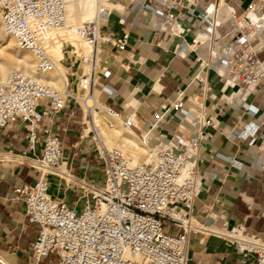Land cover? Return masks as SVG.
Returning <instances> with one entry per match:
<instances>
[{"label":"built area","instance_id":"2783aa9c","mask_svg":"<svg viewBox=\"0 0 264 264\" xmlns=\"http://www.w3.org/2000/svg\"><path fill=\"white\" fill-rule=\"evenodd\" d=\"M116 1L128 3L127 9L134 15L141 11L153 14L158 23L156 36L167 30L179 33V17L200 18L204 24L190 46L196 50L210 40V60L201 63L200 72L215 70L223 88L232 89L231 95L241 93L243 98L241 115L230 129L229 138L264 143V112L247 101L264 81V58L260 57L264 51V0H250L241 14L229 5L223 13L216 8L217 0L205 7L199 5L200 0ZM113 8L111 0L100 1L96 16L74 26L67 15L66 0H0L5 34L36 60L34 76L17 69L0 76V130L24 126L28 150L23 156L32 161L39 174L33 184L15 187L11 197L23 202L30 222L39 224L38 235L28 250L30 264H41L50 254L56 255L57 264H189V243L197 235L202 239L222 238L235 247L242 264H264V234L249 232L243 223L231 225L212 210L205 214L200 211L204 205L200 193L211 179L200 172V152L210 133L201 129L194 134L178 130L167 139L164 130L170 126L171 118H188L185 90L179 89L175 100L153 110L139 130L150 150L149 163L133 165L126 153L104 143L95 121L99 103L94 93L96 86L106 96L99 108L107 125L115 127L120 121L125 128H138L135 112L125 115L110 103L117 98L118 90L101 81L111 72L107 65L99 64L100 48L107 43L120 50L127 46L125 40L103 29ZM121 19L125 22L128 15L122 12ZM66 30L75 31L89 45L90 51L81 54L70 45L72 56L87 64L89 70L75 83L68 79L65 89L60 90L38 77L55 69L49 42L55 32ZM200 72L189 82L190 86L206 88L208 77ZM89 98L94 100L91 104ZM78 108L88 115L83 130H91V152L104 170L103 182L82 180V197L88 199L82 205L52 194L49 177L58 174L69 159L84 153L83 145H79L66 156L61 133L62 120L66 126L74 121ZM225 108V103L219 102L218 113H224ZM244 115L251 120L239 125ZM194 119L200 126L225 130L215 115L204 112L203 105H198ZM72 165L73 162L69 177L74 176ZM219 218L223 221L219 222Z\"/></svg>","mask_w":264,"mask_h":264},{"label":"crops","instance_id":"0c3cea01","mask_svg":"<svg viewBox=\"0 0 264 264\" xmlns=\"http://www.w3.org/2000/svg\"><path fill=\"white\" fill-rule=\"evenodd\" d=\"M213 1L215 0H200L199 5L205 7ZM222 1L223 5H220ZM217 2L223 13L229 10V5L237 14H241L249 3L246 4L243 0ZM111 3L114 8L121 9L119 13H110L103 29L118 39L125 40L127 46L120 50L115 44L107 43L101 52L100 61L111 72L108 77L103 76L101 81L118 90L117 98L110 103L125 115L135 112L138 127L136 130L139 132L153 110L161 109L163 105L175 100L179 89L185 90V113L188 118L183 121L176 117L171 118L170 126L164 132L167 139L178 130L187 134H194L199 129L210 133V137L202 142L200 152V172L203 177L211 176L209 184L200 193V198L204 201L200 211L205 214L212 210L222 214L231 225L243 223L249 232L264 234V143L258 140L251 144L249 140L229 138L230 129L241 115L243 98L241 93L231 95L232 89H224L223 81L215 70L200 72L201 63L210 60V40L200 44L196 50L190 49V46L204 22L198 17H179V33L167 30L162 36H156L154 30L158 23L153 14L141 11L134 15L127 9L128 3L116 0H111ZM122 12L128 15L125 22L121 19ZM228 25L227 23L220 30ZM75 58L66 56L65 59L64 56L62 65L66 71V82L69 71L76 77L81 74V68L74 66L78 62V58ZM68 59L73 60L71 67L66 65ZM199 72L208 77L206 88L189 85ZM98 90L103 93L101 89ZM224 93L226 96L222 98ZM102 96L106 97L104 93ZM221 101L226 108L224 113L219 114L218 104ZM247 101L256 105L261 113L264 112V81ZM198 105H203L207 114L215 115L216 122L225 130L221 132L213 126H200L197 120H192ZM250 120V117L244 115L239 125ZM87 121L88 115L81 108H78L74 121L67 126L65 119L62 120L61 133L66 156L72 154L75 146L88 143L81 139L82 129L86 128ZM97 122L99 123L98 120ZM27 148V131L23 125L0 130V258L7 264H30L28 250L39 231V224L30 222L25 215L23 202L11 199L15 187L33 184L39 175L32 166V161L23 156ZM91 148L92 144L84 147L83 154L67 161L70 165L74 163L71 171L77 185H81L82 180L98 179L102 172L104 179L103 166L100 170L94 164ZM216 154H220L219 157ZM228 157L233 159L229 160ZM60 184L61 181L52 184V194L61 196L57 192ZM63 194L66 192H62ZM85 201L86 197H83V202ZM222 210L224 213H221ZM218 221L223 220L219 218ZM189 258V264H242L235 247L217 236L204 239L200 235L193 236L189 243ZM57 263L56 255L50 254L41 264Z\"/></svg>","mask_w":264,"mask_h":264},{"label":"bare ground","instance_id":"6f19581e","mask_svg":"<svg viewBox=\"0 0 264 264\" xmlns=\"http://www.w3.org/2000/svg\"><path fill=\"white\" fill-rule=\"evenodd\" d=\"M66 1H67V15L71 17L73 22L71 21L72 23L71 22L70 23L72 25L75 23H83L84 18L85 19L88 18V20H91L94 16H96L97 11L95 8L94 0H66ZM216 8L219 9L218 6H216ZM119 9L121 8L119 7L113 8L111 12L117 11L119 13ZM0 23H1V16H0ZM1 25H0V32L1 30H3V27ZM62 32L64 33V35L60 37L54 36L49 42V52L54 62H56L59 66H56L55 69L38 77L41 81L50 83L56 86L57 88H59L60 90H64L67 83L64 68H62V63H61V61L64 59L65 51L63 50V48L64 45H66L65 43L67 41H70L67 42L68 43L67 46L72 45L74 47V50H76V52H78L79 54L87 53L90 51L89 45L86 42H84L75 31L66 30ZM13 39L14 38L12 36H8L0 33V76L2 77L6 76L11 70L14 69L24 71L25 73L33 76L36 75L37 70H36V60L34 55L30 51L19 49L17 44L15 45L16 43L14 42L15 39L14 40ZM102 51H104V45L100 48L98 61H100ZM84 66H88V65L86 64ZM83 73H85L84 70L78 76V79L81 78ZM81 95L85 96L86 94L85 92L83 93L81 92ZM89 101L93 102L94 100L89 98L88 102ZM98 102H99L98 108L96 109L95 116L97 113H102L101 109L99 108V104L102 102L99 99ZM97 120L95 121L99 126L100 134L104 143L105 141L108 143H117L119 147L113 146L110 148H118L122 150L124 153H126L129 157V161L131 164L139 165V164L149 163L151 161L149 147L145 143V140L141 138L142 137L141 135H140L141 137H139L132 129L125 128L120 121L118 122V124L120 125L117 124L115 127H109L104 117H103V122L107 127L102 131V127L100 125L101 123H98ZM105 144L107 145V143ZM125 148L128 149L130 155L127 152H125ZM141 153H144L142 155L145 154L146 155L144 160L142 158L143 162L139 163L137 162L139 159V158L137 159V156H139ZM87 200L88 199L86 198L85 203L87 202ZM0 262L2 264H7L1 258H0Z\"/></svg>","mask_w":264,"mask_h":264},{"label":"rangeland","instance_id":"374dc122","mask_svg":"<svg viewBox=\"0 0 264 264\" xmlns=\"http://www.w3.org/2000/svg\"><path fill=\"white\" fill-rule=\"evenodd\" d=\"M95 2V8H96V11H97V7H98V4H99V2L101 1V2H103V3H105L104 1L105 0H94ZM225 1V0H224ZM246 4L250 1V0H243ZM223 4V1L221 2V4L220 5H222ZM69 16V15H68ZM69 20H70V22L72 21V19H71V17L69 16ZM86 20H88V18L87 19H83V22L84 21H86ZM82 21V20H81ZM73 22V21H72ZM71 22V23H72ZM78 24H81V23H75V24H73L74 26H76V25H78ZM0 25H1V23H0ZM2 26V25H1ZM61 32V33H60ZM1 34H5L4 32H3V30H1V32H0ZM60 33V34H59ZM6 35V34H5ZM62 35H64V33L62 32V31H58L57 33H54L53 34V37L55 36H58V37H60V36H62ZM14 40V39H13ZM14 42H15V40H14ZM67 42H70V41H67ZM65 43L66 45L68 44V43ZM15 45H16V43H15ZM66 45H64V48H63V50L65 51V54H64V56H65V59H66V56H68V58H72L73 56H72V54H71V52H70V46H66ZM66 46V47H65ZM66 49V50H65ZM260 57L261 58H264V51L263 52H261V54H260ZM77 58V57H76ZM75 58V59H76ZM68 63L66 64V65H68V66H72L73 65V60L71 61V59L69 60L68 59ZM100 63L99 64H101V65H103V64H105L103 61H99ZM56 63V62H55ZM61 63L62 64H64V62H63V60L61 61ZM75 65V67H77V66H79V68H81V70H80V73L84 70L85 72L87 71V70H89V66H84V64H80L79 63V60H78V62H75L74 63ZM56 66H59L57 63H56ZM62 68H64L63 67V65H62ZM64 72H65V75H66V71H65V68H64ZM68 74V79H69V81L70 82H72V83H74V81L75 82H77L79 79H78V77H76V76H74V75H72L71 73H70V71H69V73H67ZM96 87H98L99 89H100V87L99 86H96ZM95 87V88H96ZM94 88V93H95V95H96V97L98 98V99H100V100H102L104 97V95L102 96V94L100 93V91L98 90V88H96L95 89ZM92 103V101H89V104H91ZM95 113H96V110H95ZM96 116H97V119L99 120V123H101L100 125H101V127H102V131L107 127L105 124H104V122H103V117H104V114L103 113H97L96 114ZM118 125H120V124H118ZM84 129V128H83ZM82 129V133H81V139L83 140V141H88V143L87 144H84L82 147H86V146H89L90 144H91V137H88V134L90 133V129L89 130H83ZM135 132L136 133H138L139 135H140V133L137 131V130H135ZM105 143H107V146H109V147H119V145L117 144V143H108V142H106L105 141ZM113 144V145H112ZM93 146V145H92ZM125 152H127L129 155H130V153H129V151H128V149H126L125 148ZM91 154H93V152H91ZM142 154H144V153H141L139 156H137V159H138V161L137 162H143V160L145 159V155H142ZM142 158H143V160H142ZM93 162H94V164L98 167V168H100V170H101V168H102V164H100L98 161H97V159L96 158H94L93 157ZM92 162V163H93ZM69 168H70V162L67 164H63V166H61V168L57 171V173L58 174H50L49 175V177H50V179H51V182H52V184L54 185V184H57L59 181H61V184H60V186H59V188H60V190L59 191H57V192H59L60 194H61V196H63V197H65L68 201H70V203H72V204H78V205H82L84 202H83V192H81L82 191V189H81V187H80V185H77L76 184V182H75V176H73V177H69V175L67 174V173H70L69 172ZM64 171L65 173H62L61 171ZM74 175V174H73ZM102 180H103V172H102V174H100L99 175V177H98V179H96V180H92V181H95V182H102ZM58 190V189H57ZM81 190V191H80ZM62 192H66V194L64 195H62ZM58 193V194H59Z\"/></svg>","mask_w":264,"mask_h":264}]
</instances>
